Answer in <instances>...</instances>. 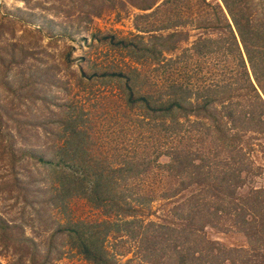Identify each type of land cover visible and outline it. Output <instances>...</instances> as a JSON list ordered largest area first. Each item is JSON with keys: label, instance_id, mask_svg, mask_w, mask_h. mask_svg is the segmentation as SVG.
Segmentation results:
<instances>
[{"label": "rangeland", "instance_id": "obj_1", "mask_svg": "<svg viewBox=\"0 0 264 264\" xmlns=\"http://www.w3.org/2000/svg\"><path fill=\"white\" fill-rule=\"evenodd\" d=\"M231 3L252 62L223 0H0V264H90L68 240L81 222L122 227L102 235L109 264H264V0ZM174 32L161 62L130 56ZM135 71L133 99L176 83L192 106L148 117ZM70 112L90 157L135 164L111 181L121 210L59 203L65 168L43 160Z\"/></svg>", "mask_w": 264, "mask_h": 264}, {"label": "trees", "instance_id": "obj_2", "mask_svg": "<svg viewBox=\"0 0 264 264\" xmlns=\"http://www.w3.org/2000/svg\"><path fill=\"white\" fill-rule=\"evenodd\" d=\"M224 6L228 11L232 22L240 36V39L244 45L246 54L252 62V52L249 50V35L251 34L249 29L244 28L239 18L233 11L231 0H223ZM143 10H150L151 5L148 7H141ZM178 37V33H170L168 35H153L150 39V43L146 42L142 37H135L136 47L140 53V57L136 51H132L130 56L136 58V60L146 58L148 55L155 54L156 61L161 62L164 57L163 43L173 41ZM127 43V40L121 41ZM153 42V43H152ZM133 45V41H130ZM127 45V44H126ZM202 45L199 44V46ZM160 46V49L158 47ZM137 71L134 72L133 78L127 79V84L130 90L128 94L130 96L131 104H138L139 107L146 112V115L154 120H168L174 122L177 119L178 113L182 111L185 106H192L189 102V91L187 87L180 84H173L169 86V95L167 97L155 98L151 95H145L140 99H133L139 93H136L133 84H137ZM132 80V85L130 84ZM171 94V95H170ZM259 99L263 102V97L259 93ZM139 100V101H138ZM211 103V100L203 99V105L199 108L205 109ZM82 115L70 112L62 122L60 127V139L62 140L61 147L56 151L55 159L43 160L44 164L50 168L63 167L65 171L60 172L61 177L58 179L59 184V203H64L72 197H82L90 202L95 208H101L103 210L114 211V209L121 210L120 206L124 202V196H119L115 192L114 187L111 185L112 179L117 175H122L124 171H132L131 163H127L123 168H109L100 161L94 160L90 157L89 153V137L84 130L82 123ZM55 160V161H52ZM171 167V166H170ZM128 169V170H127ZM66 170H69L66 172ZM119 214V211L116 213ZM131 222L124 223V227L130 226ZM104 229L103 232L99 231ZM119 232L122 227L111 223L102 224H89V223H77L68 224L69 243L75 248L79 254L90 264H109L112 257L105 250L104 242L105 237L102 235H108L110 231Z\"/></svg>", "mask_w": 264, "mask_h": 264}]
</instances>
